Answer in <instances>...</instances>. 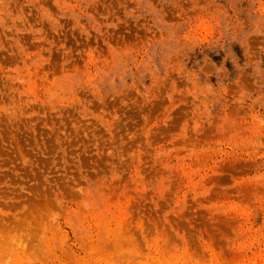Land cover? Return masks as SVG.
Returning a JSON list of instances; mask_svg holds the SVG:
<instances>
[{
    "label": "rangeland",
    "instance_id": "1",
    "mask_svg": "<svg viewBox=\"0 0 264 264\" xmlns=\"http://www.w3.org/2000/svg\"><path fill=\"white\" fill-rule=\"evenodd\" d=\"M0 219L35 264H264V0H0Z\"/></svg>",
    "mask_w": 264,
    "mask_h": 264
},
{
    "label": "bare ground",
    "instance_id": "2",
    "mask_svg": "<svg viewBox=\"0 0 264 264\" xmlns=\"http://www.w3.org/2000/svg\"><path fill=\"white\" fill-rule=\"evenodd\" d=\"M3 221L0 219V264H35L36 260H35V262H32L34 259L30 258V254H33L32 252H34V251H32V247L33 246L31 247V245H32L31 243H32V240H34L35 238L34 237H28V239L26 238L27 239L26 242H28V243L25 246H20V247H15L14 248L12 246L13 245V241L12 240H8V239H3V236L1 235V233L7 231L8 227L10 226V225L7 226L5 224V223H8L6 220H3ZM4 224L6 226H2ZM40 224H41V222H40ZM40 224H38V225H40ZM35 240H37V239H35ZM40 246H42V244ZM30 249H31L32 252L30 251ZM33 250H35V247L33 248ZM40 251H43V249H41ZM37 253L40 254L42 252L38 251ZM41 255L43 256V254H41ZM2 260H3V262H1Z\"/></svg>",
    "mask_w": 264,
    "mask_h": 264
}]
</instances>
